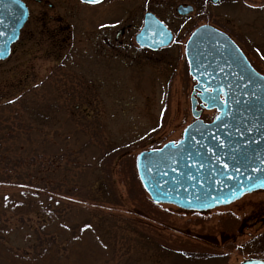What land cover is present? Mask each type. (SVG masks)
I'll use <instances>...</instances> for the list:
<instances>
[{
	"label": "rangeland",
	"instance_id": "rangeland-1",
	"mask_svg": "<svg viewBox=\"0 0 264 264\" xmlns=\"http://www.w3.org/2000/svg\"><path fill=\"white\" fill-rule=\"evenodd\" d=\"M134 1L93 8L63 0L72 29L57 55L32 7L12 54L0 60V264L264 258V190L195 211L154 203L142 188L135 155L181 137L193 120V81L183 53L188 20L171 23L174 41L137 66L95 53L92 36H112L141 9ZM176 1L158 0L155 9L168 20ZM248 11L251 40L241 45L264 74L262 0Z\"/></svg>",
	"mask_w": 264,
	"mask_h": 264
},
{
	"label": "water",
	"instance_id": "water-1",
	"mask_svg": "<svg viewBox=\"0 0 264 264\" xmlns=\"http://www.w3.org/2000/svg\"><path fill=\"white\" fill-rule=\"evenodd\" d=\"M26 16L19 0H0V59L8 56ZM150 16L137 39L152 40L153 48L168 44L170 32ZM184 53L204 108L217 113L203 121L191 96L194 120L181 138L138 152L135 167L154 203L203 211L264 190V76L229 37L211 26L197 27ZM236 264H264V258Z\"/></svg>",
	"mask_w": 264,
	"mask_h": 264
},
{
	"label": "flooded vegetation",
	"instance_id": "flooded-vegetation-1",
	"mask_svg": "<svg viewBox=\"0 0 264 264\" xmlns=\"http://www.w3.org/2000/svg\"><path fill=\"white\" fill-rule=\"evenodd\" d=\"M20 1H22L27 9V19L19 30L17 40L10 46L9 56L13 52L14 44L19 41L25 25L31 18L32 7L37 8L39 12L38 23L41 28V34L46 36L45 38L48 37L49 44L53 46L49 53L54 55L59 54L62 42L66 39V37L63 36V33L72 29L71 23L67 20V17L69 14L72 15L73 9L69 11L68 7L65 6V10H63V0ZM74 1H79L80 5H87L95 8L107 0H102L98 3H85L80 0ZM136 1L139 4L138 7H141V9H137L135 14L132 15V17L123 25L116 27L113 30L112 36L109 34L103 35L99 38L95 37L96 35L92 36L93 49L96 54L107 59L110 57L118 58L121 60L122 66L126 64L137 66L140 64L139 62L143 59L144 55H152L158 50L163 49L164 47L153 48L151 45L153 44L152 40H146L144 38H141L140 40L137 39V35L144 25L145 18L151 15L160 20L169 29L172 39L171 42L174 41L175 37L174 28L171 23L178 22L179 20H188L189 31L187 33V38L196 27L210 25L225 33L241 49L243 54L249 60L247 52L241 44L249 43L251 40L249 29L254 23V13L252 11V13H250L248 10L254 6L255 0H253V3L251 0H177L171 7L173 14H170V19L168 20L162 18L155 9L158 0ZM143 1L144 7L142 8ZM132 4L134 3H121L120 8H130L133 7ZM262 4H264V0H262ZM245 5L249 8L248 10H246L247 8H245ZM30 35H33L32 31ZM186 71L188 73V69H186ZM192 81L190 93L195 85V81L193 79ZM196 93L197 91L194 93V96ZM197 101V106L199 107V100Z\"/></svg>",
	"mask_w": 264,
	"mask_h": 264
},
{
	"label": "snow or ice",
	"instance_id": "snow-or-ice-1",
	"mask_svg": "<svg viewBox=\"0 0 264 264\" xmlns=\"http://www.w3.org/2000/svg\"><path fill=\"white\" fill-rule=\"evenodd\" d=\"M86 2H98V0H86Z\"/></svg>",
	"mask_w": 264,
	"mask_h": 264
}]
</instances>
